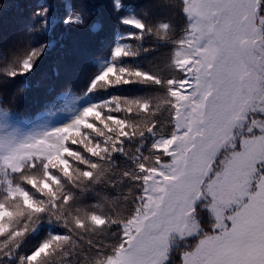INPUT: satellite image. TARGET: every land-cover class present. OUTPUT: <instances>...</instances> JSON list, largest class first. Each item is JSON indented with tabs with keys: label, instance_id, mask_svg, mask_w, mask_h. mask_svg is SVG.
I'll list each match as a JSON object with an SVG mask.
<instances>
[{
	"label": "snow or ice",
	"instance_id": "6c2138e0",
	"mask_svg": "<svg viewBox=\"0 0 264 264\" xmlns=\"http://www.w3.org/2000/svg\"><path fill=\"white\" fill-rule=\"evenodd\" d=\"M65 7L64 26L100 29L86 0ZM174 7L179 30L120 21L139 31L127 39L168 45L167 77L117 63L140 54L118 44L89 88L152 85L154 98L113 97L62 127L0 137V264H264V0ZM48 12L33 11L29 34L52 31ZM47 46L5 74L30 73ZM41 224L59 231L24 252Z\"/></svg>",
	"mask_w": 264,
	"mask_h": 264
},
{
	"label": "trees",
	"instance_id": "16d2710c",
	"mask_svg": "<svg viewBox=\"0 0 264 264\" xmlns=\"http://www.w3.org/2000/svg\"><path fill=\"white\" fill-rule=\"evenodd\" d=\"M67 2L0 0V137L24 139L62 127L85 108L103 104L113 97L154 98L158 89L152 85L133 84L112 88L98 86L89 91L92 81L111 61V53L118 44H131L134 49H140V54L117 63L151 70L165 77L169 75L166 61L162 58L168 45L159 44L152 37H145L143 41L129 40L127 37L139 35V31L120 21L122 18H136L148 23L172 21L179 30L181 21L174 0H122L123 7L119 12L114 10L112 0H86V7L93 17L92 22L100 25L96 32L62 24V19L67 15ZM44 8L49 9L48 20L55 27L51 32L34 31L29 34V29L37 28L40 23L39 17H33V11ZM12 26L13 36L7 37L4 33L12 32L9 29ZM8 38L13 39L12 43L18 53L20 47L25 50L21 58L31 48L47 43L48 46L35 61L30 73L15 78L5 74L10 66H15L12 53L17 51L4 52L3 41ZM75 38L84 42L80 51L86 56V64L71 62L64 54L65 51L60 49ZM97 40L107 42L101 45ZM145 48L149 51L144 52ZM153 48L157 50L152 51ZM96 49L99 52L95 53ZM63 56L66 61L62 59ZM70 72L76 78L73 83L71 74L68 76ZM124 187L127 188L128 184ZM58 231L52 225L41 224L25 238L22 250L30 252L46 240L50 233Z\"/></svg>",
	"mask_w": 264,
	"mask_h": 264
},
{
	"label": "rangeland",
	"instance_id": "374dc122",
	"mask_svg": "<svg viewBox=\"0 0 264 264\" xmlns=\"http://www.w3.org/2000/svg\"><path fill=\"white\" fill-rule=\"evenodd\" d=\"M10 31L12 30V32H6L4 33V35H6L7 37H11L13 36V29H14V26L10 27L9 28ZM12 38H8L6 39L5 41H3V45H4V52L8 51L9 53L11 52H14L15 50H17V47H15L12 43ZM78 42V43H77ZM98 43H101V45H105V43L107 41H98ZM80 43V44H79ZM19 44V42L17 43V45ZM16 45V46H17ZM83 45H84V42H80L79 40H77V38H75L74 40H71L70 44H67L66 46H61L60 49L63 51H65L64 54H66L70 61L73 62V63H76L75 61H78L79 63H82V64H86V56L84 54H82V52L80 51L81 48H83ZM90 51L92 49H89ZM19 53H18V50L14 53H12V56H13V63L15 65V61L18 59V58H21V53L22 51L25 53V50L22 49L20 47L19 49ZM86 51V50H84ZM96 52H99L97 49L95 50V53ZM20 54V55H19ZM63 60L66 61V58L63 56L62 57ZM72 63V64H73ZM12 65V64H11ZM16 66V65H15ZM71 74V83H73V81L76 80V78H74V74H72L71 72L68 74V76Z\"/></svg>",
	"mask_w": 264,
	"mask_h": 264
}]
</instances>
